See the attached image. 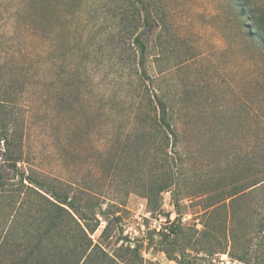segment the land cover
I'll return each mask as SVG.
<instances>
[{"label":"rangeland","instance_id":"obj_1","mask_svg":"<svg viewBox=\"0 0 264 264\" xmlns=\"http://www.w3.org/2000/svg\"><path fill=\"white\" fill-rule=\"evenodd\" d=\"M149 1L154 24L142 35L143 68L127 0H0V67L22 110L28 170L89 191L104 209L122 204L118 220L110 218V254L122 238L142 245L145 264H217L221 249L238 248L225 239L226 210L208 219L203 205L212 201L200 195L222 172L235 174L238 163L242 169L255 147L264 150V46L247 19L250 9L264 16V0ZM144 82L176 103L173 122L182 133L173 152L186 172L179 203L164 192L155 212L134 181L136 152L148 137L135 117ZM129 141L134 157L117 170L111 159L125 161ZM261 200L251 197L238 210L248 213ZM160 218L167 231L150 227ZM100 220L94 240L106 225ZM175 227L180 237L163 236Z\"/></svg>","mask_w":264,"mask_h":264},{"label":"trees","instance_id":"obj_2","mask_svg":"<svg viewBox=\"0 0 264 264\" xmlns=\"http://www.w3.org/2000/svg\"><path fill=\"white\" fill-rule=\"evenodd\" d=\"M127 1L131 8L130 20L136 29L134 44L139 49V64L142 67L148 51L142 35L154 24L153 9L149 0ZM249 14H252L247 16L251 23L248 27L250 35L264 46V16H257L251 9ZM158 20L165 25L162 18L158 17ZM143 74L144 78H148L146 72ZM7 81L4 68L0 67V204L6 198L4 207L0 209V263L11 260L12 264H145L140 244H126L119 238L116 245L122 243L115 253L110 254L107 250L106 242L112 237V219L118 220L116 213L121 203L112 202L104 209L105 203L101 204L99 197L89 191L81 192V188L77 190L72 184L30 167L28 170L23 153L22 110L14 93L8 95ZM144 84L135 117L137 125L147 132L148 137L143 135V140L147 142L142 153L136 152L135 166L140 176L134 181L138 193L147 200V207L155 212L164 192L170 191L174 203H179L183 194L180 193V180L186 172L181 155L173 152L174 148L180 149L182 133L173 122L176 103L167 97L166 91L150 93ZM188 98L185 95L181 100L184 104L190 103L192 99ZM121 153L126 160L120 165L116 163V158L111 159L117 170L134 157L131 141ZM236 167L235 174L223 176L222 172L216 179L217 183L214 186L209 183L210 186L200 195L201 198L205 196L203 203L212 201L203 205L204 210L208 219L216 210L225 209L227 212L225 239L229 238L238 251L221 249V254L228 252L233 259L246 264H264L263 148L255 147L242 169L239 163ZM147 174L151 177L150 182L143 179ZM258 194L262 200L257 204L254 201L252 211L247 213L244 209L243 214L238 210L241 203L249 202ZM100 218L106 221V225L98 239L94 240L91 236L98 230ZM242 221H248L244 232H240L239 228ZM169 232L162 234L168 239L173 236L174 240L182 235L176 227ZM253 239L260 241L252 245Z\"/></svg>","mask_w":264,"mask_h":264},{"label":"built area","instance_id":"obj_3","mask_svg":"<svg viewBox=\"0 0 264 264\" xmlns=\"http://www.w3.org/2000/svg\"><path fill=\"white\" fill-rule=\"evenodd\" d=\"M176 218V212H173L171 214L170 220L173 222ZM166 225V219H154L151 224L150 227L154 230H156L157 232H161V231H167V229L165 228ZM218 262L217 264H246L245 262L238 260V259H233L229 253H224L222 255H220L218 257ZM216 263V262H215Z\"/></svg>","mask_w":264,"mask_h":264}]
</instances>
